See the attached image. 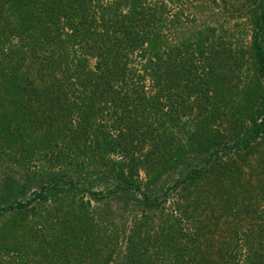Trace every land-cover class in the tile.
I'll use <instances>...</instances> for the list:
<instances>
[{"label":"rangeland","instance_id":"374dc122","mask_svg":"<svg viewBox=\"0 0 264 264\" xmlns=\"http://www.w3.org/2000/svg\"><path fill=\"white\" fill-rule=\"evenodd\" d=\"M12 1L18 3L21 0ZM31 1L22 0L5 16L15 24L26 23L24 32L20 36H11L10 40H28L29 45H33L32 51L26 47L28 52L20 71L30 75L39 90L51 82L49 74L61 77L62 58L58 47L43 41L38 43L48 30L36 21L35 16L25 17L27 11L43 8L41 0H36L35 4ZM168 1L170 8L178 9L177 0ZM185 1V23H189L186 27L192 29L207 23L217 29L219 36H227L243 59L237 68L241 72L229 75L235 82L233 89L228 91L230 107L216 110L209 118L205 115H211L210 110L202 116H197L198 108L194 114L186 112L185 131L177 135L182 143L177 146L172 143L175 149L165 152L168 157L165 160L156 154L159 168L155 172L148 175L149 167L139 168L141 194L134 186L131 194L111 193L112 182L106 176L107 179L100 182L81 184L86 185L84 190L69 189L65 185L64 190L50 192L48 198L32 202L34 210L10 208L34 198V193L41 190L37 183L43 181L45 168L56 163L52 162V149L59 153L60 147L70 141L67 135L61 136L44 124L41 106H31L36 97L31 98L33 91L29 87L26 92L22 93L23 89L17 92L21 88L12 83L11 76L12 68L18 65L5 63L4 70L0 66V91L7 95L0 103V106L4 105L0 113L8 111L11 121L7 120L12 132L4 147H0V264H123L125 242L134 234L138 219L145 213L143 191H147L149 181L154 196L165 201V210H148L151 220L146 222L148 225H142L144 231H153L154 226L162 224L166 213L176 209L178 204L183 205L184 211L176 216L183 235L180 248H186L187 253L193 255L196 253V264H264V131L254 138L246 152L235 147L238 140L253 139L251 116L261 95L258 88L264 92V87L256 85L260 77L256 75L255 60L250 51L264 0ZM43 16L48 20L50 14ZM188 16L191 22L187 21ZM21 61L23 59L19 58V66ZM260 79L263 85V79ZM147 83L149 85L150 81ZM16 94L18 96H14ZM27 99L30 105L24 104ZM210 100L209 108L213 106ZM1 123L2 119L0 127ZM77 142L80 143L78 139ZM150 148L147 144L144 151L148 152ZM216 150L219 151L215 156L218 160L209 166L206 158ZM84 155L85 151L80 156L83 158L77 157L78 160L84 161ZM109 156L112 161L120 159L116 153ZM172 157L175 160L172 161ZM192 166L204 171L184 189L181 173L185 167V175H188ZM56 169L73 171L81 177L85 175L89 181L96 176L94 168L79 169L75 161L70 163V160L56 165ZM176 179L180 186L169 190ZM24 185L28 188L26 191ZM94 191L99 196L93 195ZM80 226L84 234L78 236ZM78 244L82 245L80 250ZM156 250L158 248L151 245L150 254Z\"/></svg>","mask_w":264,"mask_h":264},{"label":"trees","instance_id":"16d2710c","mask_svg":"<svg viewBox=\"0 0 264 264\" xmlns=\"http://www.w3.org/2000/svg\"><path fill=\"white\" fill-rule=\"evenodd\" d=\"M41 1L43 8L36 12L27 11L30 14L26 12L25 17L35 16L36 21L48 30L38 43L43 41L58 47L62 58L61 77L49 74L51 82L46 83L43 89L37 87V90L30 75L20 71L25 54L34 47L29 45L28 40H10L11 36H20L26 25L7 19L9 12L20 5V2L12 0H0V66L4 70L5 63L18 65L12 68L11 79L21 89L15 91L23 89V93L29 87L33 91L31 98L36 97L31 106H41L44 124L49 129L54 128L61 136L67 135L70 142L60 147L59 153L52 149V162L56 163L45 168L47 172L43 181L37 183L41 190L34 193V198L10 208L34 210L32 202L48 198L50 192L64 190L65 185L69 189L84 190L86 185L81 184L100 182L107 179L106 176L112 182L111 193L131 194L138 188L141 194L139 168L149 167L148 175L155 172L159 168L156 154L165 160L168 158L165 152L175 149L172 143H182L177 135L185 131L186 112L194 114L198 108L197 116H202L210 110L211 115H205L209 118L216 110L231 106L228 91L233 89L235 82L229 75L241 72L240 68L237 71L243 61L239 50L227 40V36H219L217 29L210 24L187 28L185 0L173 1L179 4L177 10L169 7L168 0ZM33 2L35 4L36 0ZM260 9L258 31L250 51L254 56L256 75L263 79V85L260 78L256 85L264 87V4L260 5ZM45 14H50L48 20L43 16ZM187 21L191 22L189 16ZM19 58L23 59L20 66ZM258 90L261 91L260 99L251 116L253 139L245 137L238 140L235 143L237 150L244 149L246 152L254 138L264 131V92L260 87ZM5 97L7 95L1 90L0 103ZM208 100L213 104L210 108ZM24 104L30 105L28 99ZM5 112L0 113L3 122L0 127L1 148L12 135L9 113ZM147 144L151 147L148 152L144 151ZM84 151L85 159L79 161ZM112 153L120 159L112 161L109 156ZM218 154V150L209 153L206 158L209 166L218 160L215 158ZM16 155L21 157L19 153ZM220 159L224 162L223 158ZM68 160L70 163L75 161L79 169L94 168L95 179L89 181L85 175L81 177L73 171L56 169V165ZM102 161L104 164L100 165ZM183 170L181 181L185 183L184 189L204 171L192 166L185 175V167ZM149 183L147 191H143L145 213L138 219L134 234L125 242L123 264H158V261L160 264H196L197 254L180 248L183 235L179 228L181 222L176 216L184 211L183 205L178 204L176 209L166 213L162 224L154 226L153 231H144L142 225H148L146 222L151 220L149 211L156 208L165 210V201L154 196L155 191ZM179 186L176 179L174 187L172 185L168 189ZM24 189H28L26 185ZM92 194L99 196L96 191ZM77 230L78 236L84 234L81 226ZM153 244L158 250L150 254ZM81 246L77 245L79 250Z\"/></svg>","mask_w":264,"mask_h":264}]
</instances>
